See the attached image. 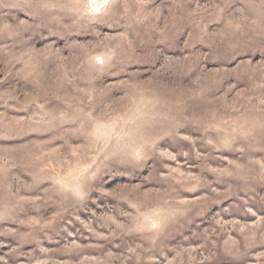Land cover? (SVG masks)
<instances>
[{
	"label": "rangeland",
	"instance_id": "374dc122",
	"mask_svg": "<svg viewBox=\"0 0 264 264\" xmlns=\"http://www.w3.org/2000/svg\"><path fill=\"white\" fill-rule=\"evenodd\" d=\"M0 264H264V0H0Z\"/></svg>",
	"mask_w": 264,
	"mask_h": 264
}]
</instances>
